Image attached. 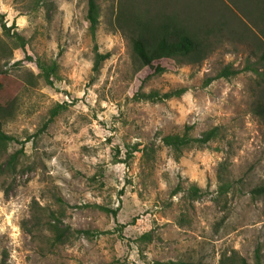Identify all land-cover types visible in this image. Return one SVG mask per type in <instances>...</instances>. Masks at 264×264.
I'll use <instances>...</instances> for the list:
<instances>
[{
	"label": "rangeland",
	"instance_id": "374dc122",
	"mask_svg": "<svg viewBox=\"0 0 264 264\" xmlns=\"http://www.w3.org/2000/svg\"><path fill=\"white\" fill-rule=\"evenodd\" d=\"M119 1L97 0L91 35L87 0H0V103L16 105L2 123L15 139L0 149V264H255L257 250L264 264V198L250 192L264 183V113L254 111L264 102V0H165L166 12L219 27L203 59L162 58L161 73L139 67ZM96 52L107 55L98 71ZM26 55L56 64L52 84ZM226 65L239 72L206 83ZM214 126L220 137L179 157L161 140ZM222 167L231 186L218 195ZM52 211L63 243L45 227Z\"/></svg>",
	"mask_w": 264,
	"mask_h": 264
},
{
	"label": "trees",
	"instance_id": "16d2710c",
	"mask_svg": "<svg viewBox=\"0 0 264 264\" xmlns=\"http://www.w3.org/2000/svg\"><path fill=\"white\" fill-rule=\"evenodd\" d=\"M40 0H36L38 4ZM152 0H141L137 3V0H120L118 15L121 17L120 28L127 34L130 42L132 54L138 62L139 67L149 66L153 68L154 73H161L165 70L164 67L156 64L153 66L154 61H158L162 58H170L177 62H199L204 58L206 52L210 48V44L207 41V36L218 28V23L199 22L197 25H193L188 19L180 17L175 12H166L167 4L165 0H155L154 11H152ZM186 6V9H189ZM86 20L91 35L94 32L99 23V4L97 0H87ZM213 24V25H212ZM3 31L7 35H12L17 41L20 48H24L26 41L17 32L10 33V26H6L5 23L1 24ZM107 55L96 52L94 55V62L92 69L98 71L101 62ZM26 59L34 61L37 68L40 69L41 76L47 84H52V77L56 76V64L54 62L47 64L40 58L32 59L30 55L25 56ZM239 71L229 66H224L213 77H210L206 83L219 77L228 78L235 75ZM3 83L0 79V88ZM183 88L174 89L164 93H159L156 90H152L148 93L137 92L133 96L137 99H150V100H162L173 96H179L183 92ZM15 99L7 100L5 103H0V149L5 148L8 142L15 138L6 134L2 129L3 120L12 117L15 112ZM256 113H264V102H257L254 107ZM58 112V106L50 110V118L56 115ZM220 126L211 127L200 133L199 136H192L189 133V127H185L181 133H170L163 135L161 140L163 144L171 149L175 157H179L182 151L186 148L193 146H203L208 142L220 137ZM16 161V153H12L8 159V164L14 166ZM225 167L221 168L218 173L219 185L218 195L225 194L230 186L231 181L225 177ZM177 188V187H176ZM177 190V189H175ZM251 194L254 197L264 198V183L259 184L251 189ZM188 196L192 199H196L201 195V190L196 185H190L187 189ZM107 213L116 215L117 209H112L102 205L94 204ZM54 221H48L45 226L51 232H53L54 243H63L66 241L65 229L59 227L57 221L58 216L52 211L50 212ZM76 233L85 234L91 236L93 233L89 230H75ZM140 239H149V234L144 233L140 236ZM260 254L257 250L255 252V264H260ZM189 264V263H187ZM229 264H235L234 259ZM238 264H247L242 257L238 258Z\"/></svg>",
	"mask_w": 264,
	"mask_h": 264
}]
</instances>
